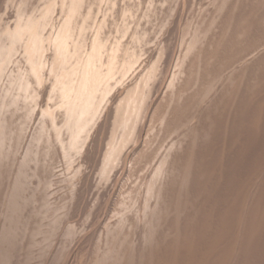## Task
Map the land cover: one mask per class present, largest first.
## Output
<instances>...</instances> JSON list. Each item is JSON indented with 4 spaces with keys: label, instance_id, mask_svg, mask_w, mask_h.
<instances>
[{
    "label": "rangeland",
    "instance_id": "374dc122",
    "mask_svg": "<svg viewBox=\"0 0 264 264\" xmlns=\"http://www.w3.org/2000/svg\"><path fill=\"white\" fill-rule=\"evenodd\" d=\"M263 39L264 0H0V264H264Z\"/></svg>",
    "mask_w": 264,
    "mask_h": 264
},
{
    "label": "bare ground",
    "instance_id": "6f19581e",
    "mask_svg": "<svg viewBox=\"0 0 264 264\" xmlns=\"http://www.w3.org/2000/svg\"><path fill=\"white\" fill-rule=\"evenodd\" d=\"M21 1V0H20ZM213 3V2H212ZM75 4V3H74ZM8 6V5H7ZM27 16V15H26ZM20 18V17H19ZM26 18V17H25ZM22 19V18H21ZM24 19V18H23ZM247 19V18H246ZM26 22V21H25ZM27 22H28V20H27ZM31 22V21H30ZM202 22V21H201ZM244 23V22H243ZM12 24V23H11ZM14 24V23H13ZM22 24V23H21ZM31 24H32V22H31ZM28 25V24H27ZM263 25V24H262ZM16 27V26H15ZM31 27H32V25H31ZM12 28V27H11ZM27 28V27H26ZM247 28V27H246ZM6 29V28H5ZM5 29H3V30H5ZM15 29V28H14ZM248 29V28H247ZM8 30V29H7ZM20 30V29H19ZM24 29H22V31H23ZM33 30V29H32ZM244 30V29H243ZM17 31H18V29H17ZM27 31V30H26ZM29 31V30H28ZM18 33V32H17ZM28 33V32H27ZM16 34V33H15ZM31 34H32V32H31ZM6 35V34H5ZM18 35V34H17ZM14 37V36H13ZM31 37V36H30ZM20 38V37H19ZM25 37H23V39H24ZM5 39V38H4ZM8 40H9V38H8ZM25 40V39H24ZM264 40V39H263ZM2 42V41H1ZM31 42V41H30ZM7 44H8V42H7ZM30 45V44H29ZM36 46V45H35ZM248 46V45H247ZM15 47V46H14ZM5 49V48H4ZM15 49V48H14ZM33 49V48H32ZM8 50V49H7ZM3 51V50H2ZM18 51V50H17ZM15 52V51H14ZM2 53V52H1ZM6 54H7V52H5ZM12 53V52H11ZM22 54V53H21ZM36 54V53H35ZM5 55V54H4ZM3 55V56H4ZM26 57V56H25ZM8 58V57H7ZM14 58V57H13ZM36 58V57H35ZM29 59V58H28ZM1 60V59H0ZM10 62V61H9ZM12 65V64H11ZM175 65V64H174ZM1 66V65H0ZM10 66V65H9ZM6 67H8V66H6ZM5 67V68H6ZM2 69H4V68H2ZM3 73V72H2ZM11 75H12V72H11ZM5 76V75H4ZM8 77V76H7ZM23 80V79H22ZM29 80V79H28ZM28 80H26V81H28ZM0 81H2V80H0ZM23 82V81H22ZM22 82H21V84H22ZM16 83V82H15ZM19 84V83H18ZM29 84V83H28ZM7 86V85H6ZM5 86V87H6ZM10 86V85H9ZM27 86V85H26ZM8 93V92H7ZM10 94V93H9ZM5 95V94H4ZM11 95V94H10ZM32 95V94H31ZM32 97V96H31ZM2 98V97H1ZM0 98V99H1ZM3 99V98H2ZM12 99H13V97H12ZM21 99H22V97H21ZM7 100V99H6ZM5 101V100H4ZM9 103V102H8ZM14 103V102H13ZM25 103H27V102H25ZM15 106V105H14ZM262 107V106H261ZM24 108V107H23ZM86 109V108H85ZM7 110V109H6ZM27 111V110H26ZM7 112V111H6ZM15 112V111H14ZM8 113V112H7ZM117 114V113H116ZM1 116V115H0ZM77 118V117H76ZM83 120V119H82ZM3 121V120H2ZM5 121V120H4ZM8 121H10V120H8ZM2 124V123H1ZM13 124V123H12ZM26 124V123H25ZM83 124V123H82ZM9 125V124H8ZM10 126V125H9ZM12 126V125H11ZM258 126V125H257ZM82 127V126H81ZM124 127V126H123ZM83 130V129H82ZM4 131V130H3ZM7 131V130H6ZM10 131V130H9ZM13 131V130H12ZM257 131V130H256ZM5 133V132H4ZM2 134V133H1ZM6 134V133H5ZM14 135V134H13ZM102 138V137H101ZM17 140H18V138H17ZM13 142V141H12ZM10 143V142H9ZM125 143V142H124ZM4 144V143H3ZM7 144V143H6ZM2 145V144H1ZM5 149V148H4ZM31 149V148H30ZM29 149V150H30ZM1 150V149H0ZM8 151V150H7ZM8 153L10 154V152L8 151ZM119 153V152H118ZM26 158V157H25ZM5 160V159H4ZM3 160V161H4ZM192 160V159H191ZM25 161V160H24ZM190 161V160H189ZM194 161V160H193ZM1 162V161H0ZM4 165V164H3ZM8 165V164H7ZM16 165V164H15ZM21 165V164H20ZM127 165V164H126ZM260 165V164H259ZM102 166V165H101ZM120 166V165H119ZM162 166H163V164H162ZM189 166V165H188ZM187 167V166H186ZM258 167V166H257ZM161 168V167H160ZM188 168V167H187ZM263 168V167H262ZM18 169V168H17ZM190 169V168H189ZM19 170V169H18ZM102 170V169H101ZM188 170V169H187ZM34 172V171H33ZM122 172V171H121ZM160 172V171H159ZM158 173V172H157ZM260 173V172H259ZM21 174V173H20ZM23 174V173H22ZM28 174H29V172H28ZM123 174V173H122ZM160 174H161V172H160ZM9 176V175H8ZM24 176V175H23ZM34 176V175H33ZM264 176V175H263ZM76 177V176H75ZM158 177H160L159 176V174H158V176L156 177V178H158ZM188 177V176H187ZM20 178V177H19ZM243 179V178H242ZM18 180V179H17ZM24 180V179H23ZM189 180V179H188ZM20 181H21V179H20ZM157 181V180H156ZM185 181V180H184ZM244 181V180H243ZM17 183V182H16ZM24 183V182H23ZM159 183V182H158ZM154 185V184H153ZM152 187V186H151ZM154 187V186H153ZM15 188V187H14ZM28 188V187H27ZM159 188V187H158ZM262 189V188H261ZM27 190V189H26ZM155 190V189H154ZM153 190V191H154ZM11 191V190H10ZM14 191V190H13ZM20 191V190H19ZM246 191V190H245ZM113 192V191H112ZM118 192V191H117ZM26 193V192H25ZM151 193V192H150ZM162 193V192H161ZM12 194V193H11ZM153 194V193H152ZM246 194V193H245ZM23 195V194H22ZM149 195V194H148ZM160 195V194H159ZM147 196V195H146ZM19 197V196H18ZM109 197V196H108ZM10 198V197H9ZM12 198V197H11ZM26 198V197H25ZM27 199V198H26ZM33 200V199H32ZM18 201V200H17ZM24 201V200H23ZM31 202V201H30ZM33 202V201H32ZM150 202V201H149ZM248 202V201H247ZM24 203H27V202H24ZM260 203H262V202H260ZM24 206V205H23ZM160 206V205H159ZM259 207V206H258ZM262 207H263V205H262ZM20 208V207H19ZM9 211V210H8ZM30 212V211H29ZM223 214V213H222ZM4 215H5V213H4ZM12 215V214H11ZM156 215V214H155ZM158 215V214H157ZM248 215H250V214H248ZM9 217V216H8ZM18 217V216H17ZM162 217V216H161ZM18 219V218H17ZM27 219V218H26ZM8 220V219H7ZM118 220V219H117ZM10 221V220H9ZM25 221V220H24ZM122 222V221H121ZM6 223H7V221H6ZM17 223V222H16ZM19 223V222H18ZM13 224V223H12ZM123 224H124V222H123ZM220 224V223H219ZM23 225V224H22ZM28 225V224H27ZM26 225V226H27ZM10 226V225H9ZM156 228V227H155ZM18 229V228H17ZM35 229V228H34ZM254 229V228H253ZM7 230V229H6ZM39 230V229H38ZM220 230V229H219ZM29 231H31V230H29ZM222 231V230H221ZM250 231V230H249ZM218 232V231H217ZM178 233V232H177ZM115 234V233H114ZM20 235V234H19ZM167 235V234H166ZM26 236V235H25ZM90 236V235H89ZM117 236V235H116ZM184 236V235H183ZM217 236V235H216ZM20 237V236H19ZM168 237V236H167ZM9 238V237H8ZM171 238V237H170ZM218 238V237H217ZM257 238V237H256ZM255 239V238H254ZM1 240V239H0ZM16 241H19V240H16ZM257 241V240H256ZM255 241V242H256ZM13 242V241H12ZM174 242V241H173ZM194 243V242H193ZM2 244V243H1ZM6 244H7V242H6ZM20 244V243H19ZM33 244V243H32ZM201 244V243H200ZM31 245V244H30ZM176 245V244H175ZM211 245V244H210ZM32 246V245H31ZM99 247V246H98ZM0 248H1V245H0ZM64 248V247H63ZM193 248V247H192ZM227 248V247H226ZM238 248V247H237ZM20 249V248H19ZM27 249V248H26ZM122 249V248H121ZM4 250V249H3ZM33 250V249H32ZM224 250V249H223ZM227 250V249H226ZM113 251V250H112ZM116 252V251H115ZM223 252V251H222ZM10 253V252H9ZM11 253H12V251H11ZM114 253V252H113ZM210 253V252H209ZM217 253V252H216ZM235 253V252H234ZM16 254V253H15ZM19 254V253H18ZM2 255H3V253H2ZM6 256H7V254H5ZM12 255V254H11ZM11 255H9V256H11ZM196 255V254H195ZM16 256H18V255H16ZM177 256V255H176ZM191 256V255H190ZM222 256V255H221ZM220 256V257H221ZM258 256V255H257ZM4 257V256H3ZM13 257V256H12ZM114 257H115V255H114ZM262 257V256H261ZM5 258V257H4ZM118 258V257H117ZM182 258V257H181ZM42 259V258H41ZM103 259V258H102ZM115 259V258H114ZM204 259V258H203ZM5 260H7L6 258H5ZM10 260V259H9ZM1 261V260H0ZM4 261V260H3ZM12 261V260H11ZM30 261V260H29ZM112 261V260H111ZM177 261V260H176ZM8 262V261H7ZM17 262H18V260H17ZM107 262V261H106ZM130 262V261H129ZM4 263V262H3ZM6 263V262H5ZM11 263V262H10ZM198 264L200 263V262H197ZM9 264V263H8ZM12 264V263H11ZM99 264V263H98ZM202 264V263H201ZM209 264V263H208ZM261 264V263H260Z\"/></svg>",
    "mask_w": 264,
    "mask_h": 264
}]
</instances>
